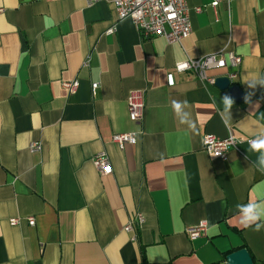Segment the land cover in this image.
I'll return each instance as SVG.
<instances>
[{
  "label": "crops",
  "instance_id": "0c3cea01",
  "mask_svg": "<svg viewBox=\"0 0 264 264\" xmlns=\"http://www.w3.org/2000/svg\"><path fill=\"white\" fill-rule=\"evenodd\" d=\"M211 1L186 0L191 32L168 42L141 39L109 0H0V264H226L242 247L264 264V229L244 228L236 208L264 203L258 153L242 142L217 158L201 145L207 133H264V87L246 83L264 77V0ZM219 52L240 56L238 68L207 75L236 70L239 101L175 70ZM73 80L69 92L63 82ZM131 90L144 91L140 123L126 109ZM173 101L187 102L191 126ZM128 132L135 143L112 142ZM100 151L110 174L91 162ZM137 212L144 222L126 232ZM200 222L204 234L190 238Z\"/></svg>",
  "mask_w": 264,
  "mask_h": 264
},
{
  "label": "built area",
  "instance_id": "2783aa9c",
  "mask_svg": "<svg viewBox=\"0 0 264 264\" xmlns=\"http://www.w3.org/2000/svg\"><path fill=\"white\" fill-rule=\"evenodd\" d=\"M96 0H89L92 3ZM113 6L118 20L130 18L141 39H151L159 36L164 37L168 42H180L186 38L191 32V24L188 15V7L186 0H109ZM218 0H212L211 6L215 7ZM201 7H195V12H200ZM2 9L0 8V12ZM114 26L109 27L105 33L112 34ZM240 56L222 52L211 54L197 59H189L185 62L178 63L175 66L176 71L184 69L193 70L202 82L214 84L216 76L207 75L210 69L224 68L227 65L237 69L240 64ZM237 71L228 72L225 76L233 82ZM167 84H173V76L171 73L167 74ZM78 82L73 80L71 82H63V86L73 92L77 87ZM98 84L92 83V93L95 92ZM144 91L131 90L126 96V109L131 121L140 123L143 119L144 112ZM257 136V135H256ZM256 136L242 137L233 136L229 134L225 138H220L214 134H204L201 138L202 149L209 155L217 158H224L226 153L236 148L239 143L248 142ZM112 142L122 147L125 143H135V133H115L112 136ZM41 148L40 144L32 142L30 150L35 151ZM91 162L96 170L101 175L112 173V166L105 151L95 153L91 157ZM18 221L17 218H11L10 224L14 225ZM144 222V217L137 212L129 218L128 222L123 226L126 232H135L138 227ZM28 224L33 225L32 217L28 218ZM206 229L205 222H200L198 225L188 228L186 231L190 238H195L204 234Z\"/></svg>",
  "mask_w": 264,
  "mask_h": 264
},
{
  "label": "clouds",
  "instance_id": "9594fccd",
  "mask_svg": "<svg viewBox=\"0 0 264 264\" xmlns=\"http://www.w3.org/2000/svg\"><path fill=\"white\" fill-rule=\"evenodd\" d=\"M246 83H249V87L255 88L257 85L264 87V77H253ZM246 101L249 99L245 98ZM224 105V113L226 116L225 123L231 120V108L234 101L225 96L222 99ZM173 109L177 116L179 117L180 123L184 125L191 126V113L187 111V102L173 101ZM249 151L258 153L257 156V167L260 171H264V133L256 136V138L250 140ZM236 208L240 214V223L244 228H251L256 232L264 229V203L250 201L246 204H237Z\"/></svg>",
  "mask_w": 264,
  "mask_h": 264
},
{
  "label": "water",
  "instance_id": "95a60500",
  "mask_svg": "<svg viewBox=\"0 0 264 264\" xmlns=\"http://www.w3.org/2000/svg\"><path fill=\"white\" fill-rule=\"evenodd\" d=\"M214 85L222 90H227L229 95L236 101L242 98V92L238 85L231 83L226 76L216 77ZM225 259L226 264H254L248 250L244 247L230 252Z\"/></svg>",
  "mask_w": 264,
  "mask_h": 264
}]
</instances>
